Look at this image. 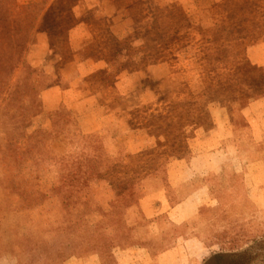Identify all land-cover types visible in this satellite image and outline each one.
<instances>
[{
	"label": "rangeland",
	"instance_id": "374dc122",
	"mask_svg": "<svg viewBox=\"0 0 264 264\" xmlns=\"http://www.w3.org/2000/svg\"><path fill=\"white\" fill-rule=\"evenodd\" d=\"M8 1L16 12L36 5L39 16L25 55L35 73H16L17 101L1 98L0 122L2 114L37 110L42 100L27 136L78 133L87 124L107 129L102 149L89 157L95 175L82 187L87 200L62 207L47 200L12 214L22 248L50 245L52 259L96 264H156L163 254L162 264H264V0ZM90 35L100 42V59L118 60L117 87L97 93L90 82L86 92L49 104L46 89L76 86L80 72L97 68ZM7 128H0V150ZM19 144L28 149L27 140ZM195 157L190 169L180 164ZM184 172L196 174L185 191L205 197L194 221L181 229L173 214L162 223L145 216L148 196L150 208L166 204L159 192L178 202L171 180ZM2 219L0 241H7ZM47 222L51 236L43 233ZM38 252H27L26 264H52ZM0 264L17 262L1 252Z\"/></svg>",
	"mask_w": 264,
	"mask_h": 264
},
{
	"label": "trees",
	"instance_id": "16d2710c",
	"mask_svg": "<svg viewBox=\"0 0 264 264\" xmlns=\"http://www.w3.org/2000/svg\"><path fill=\"white\" fill-rule=\"evenodd\" d=\"M44 2V6H46L48 0ZM38 9V6L33 5L24 12H16L8 0H0V100L4 98L9 101L11 98L12 101H17L14 100L17 91L13 87L12 79L18 71H23L28 77L35 73L26 64L25 55L36 31ZM90 32H92L91 29ZM87 37L85 39L93 47V66L97 67L93 68V77L102 88L117 87L118 79L121 78L120 75H117L118 65L116 62L118 60L111 62L108 60V55L100 56V59L98 56L100 54H97L99 52L96 51L95 47L100 44L97 41L98 38L91 35ZM109 77H112V80L109 81ZM38 107L37 110L30 112L23 110L24 116L2 114L3 120L0 122V128L6 125L9 127L7 132L2 134L4 136L2 142L5 143L3 150H0V164L7 168V179L5 181L0 180V194L4 196V199L0 201V214H4L2 220L8 221L7 230L3 231V237L8 239L7 241H0V253L11 254L17 264L27 263V252L32 255V251L36 253L38 251L33 246L27 251L22 248L20 243L22 234L19 225L9 223L12 214L22 209L30 210L42 207L47 200H58L61 207L73 198L78 203L84 199L87 200V192L84 195L82 187L89 182L93 183L94 180L92 179L95 175V171L90 168L89 157L90 154L92 155L102 149V142L107 132L105 128L90 132L86 129H80L78 133L53 132L27 136L24 131L29 125V119L37 117L40 108L43 109L42 100ZM112 108L113 105L110 104L108 109L111 110ZM22 139L28 142L26 151L20 150L19 140ZM47 176H54L55 182L52 184L46 178ZM73 190L82 191L75 196L70 194V191ZM14 198L19 199L17 204L14 203ZM50 225L49 222L44 223L48 231L43 233L46 234L47 232L51 236L52 231L50 229L52 226ZM51 250L49 245L46 250L39 251L38 254L47 259H50L51 256L52 264H96L94 258L72 261L57 256L52 259ZM33 256L36 255L33 254Z\"/></svg>",
	"mask_w": 264,
	"mask_h": 264
},
{
	"label": "crops",
	"instance_id": "0c3cea01",
	"mask_svg": "<svg viewBox=\"0 0 264 264\" xmlns=\"http://www.w3.org/2000/svg\"><path fill=\"white\" fill-rule=\"evenodd\" d=\"M252 51H254V48L249 53H252ZM93 67H95V66H93ZM80 73L82 75L81 82L78 83L76 86H72V87L70 86L68 89H64L63 90L60 86L55 85L50 90H48V91L46 90V92L44 91L45 94H49L50 93L53 96L52 98H50L49 104H52V105L56 106V105H59L61 103V101L67 99V96L69 94L75 93V95H77L78 93L86 92V88L90 87V85H89L90 82L93 85H95V86H93L95 92L100 93V92H106L107 91V90H105L107 88H102L100 86V84L97 82V80L93 77L92 73L91 74H89L87 72H85V74H82V72H80ZM111 91H113V90L111 89ZM261 101H264V99L261 100ZM110 104H111L110 101H108L107 105H106L107 110H109L108 107H109ZM243 113L245 115L249 116V117L253 116V114H252L253 112L250 111V110H248L246 112H243ZM215 118L217 119V115L216 114H215ZM259 122H258V124H259ZM89 125L90 124H87L85 127H82L81 129H84V130L86 129L87 131L90 132V131H97V130H99L101 128H104L102 126V124H100L99 128L91 130V129H89ZM231 126H233V125H231ZM254 130L256 132H259V129H254ZM226 132L229 133L230 130L228 131V129H226L225 133ZM213 140H214V137L213 138L211 137L210 141L212 142ZM195 163L196 164L199 163V158L198 157H195L192 160H187V161L180 162V164L184 167L185 170L187 168L190 169V166L193 167V165H195ZM192 174L194 176L192 175L191 177L187 178V173H185V172L184 173H180V174L178 173V175L176 174V176H174L172 178V180H171L172 184L174 183L175 179L177 180L176 184L175 185L173 184V187L175 189H177L178 195L176 194V196H178V202L174 203L173 199H172V202H171L170 201V199H171L170 196L167 198L166 195L164 194L165 192H163V193L159 192V194L157 196H155V197H163L164 201L166 200V204H164V206H162L161 208L160 207L156 208L155 206L153 208L152 207L150 208L149 207V205H150V202H149L150 197L148 196L147 198L142 200V204H143L142 212H143V214H145V216H148V218H153L154 217L155 220L157 218V221L160 222V223H162L161 222L162 221L161 218L163 216H166V215L172 216V214H173L174 219H176L175 223L181 229L186 228L187 224L191 223L192 221H194L195 217H197V214L200 211L202 205L204 204V199H205L204 194L202 192L196 193L194 191H191V192L185 191L189 187H192L191 184H190V181L193 179V177H196L195 173L192 172ZM160 235L162 236V234H160ZM162 241L163 240L159 239L158 242L161 244ZM181 241L187 243V241H185L184 238H182ZM166 256H168V254H163V256H159V258L156 260V264H162V262L164 260H166V258H165Z\"/></svg>",
	"mask_w": 264,
	"mask_h": 264
}]
</instances>
